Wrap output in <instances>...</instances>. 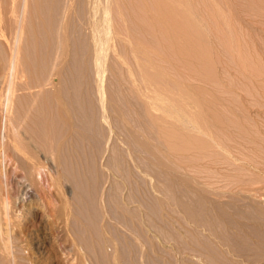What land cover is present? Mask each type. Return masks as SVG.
Returning a JSON list of instances; mask_svg holds the SVG:
<instances>
[{
	"label": "rangeland",
	"instance_id": "1",
	"mask_svg": "<svg viewBox=\"0 0 264 264\" xmlns=\"http://www.w3.org/2000/svg\"><path fill=\"white\" fill-rule=\"evenodd\" d=\"M78 1L79 2L76 1L77 4L76 2H73L71 10L73 16H71L72 13L70 12L68 14L69 19L66 18V9L69 6L66 5L68 4V0H66V2L65 0H39L37 2L39 3L38 14L40 15V12L42 13L41 16L37 15L38 17H34L36 15L34 12V8L37 6L33 4L34 13L32 14H35L33 15L34 18L32 17V15H30L28 19L30 18L29 20H32L35 25L34 26L32 24V26H34L35 28L32 27L31 24L26 25V32L22 41V51L25 52L27 50V55L23 54L27 59L21 54L22 57L25 58L24 60L21 59V61H24L23 63L27 64L25 66V64L22 63L24 71L31 69L29 70L31 71L30 73L26 71V76L28 74V79L30 77L31 80L36 79L35 81L37 83H41V81L46 80L44 78H47V75H49L50 77L48 76V78L52 77L53 80L51 79V81H53L54 83L52 85L49 84L50 86L47 85L44 87L45 92L47 91L46 94L45 92L44 94L42 93V89L40 90L41 95L39 96V93H37V96L34 94L36 96L34 97L33 93H35V91L38 89L37 85L40 84L35 83L36 86L34 85V89V87L32 88L31 86L34 83H32V81L34 80H26V77L25 81L32 83L27 84H29V87L31 86V90L34 89L33 93L32 91L29 93L30 90L28 89V91H24L27 93V95L28 93L29 95L32 93L31 96L28 95L30 97L28 99V96L26 97L25 95L26 93L23 94V91L21 92L20 90L16 93L15 98L18 94L19 96L16 98V100L14 99V101H17L15 102V106L19 102L18 109L20 107L23 112H25L26 110L30 111L29 106L25 104L29 101L31 102L30 104L36 105L37 110L43 111V113L40 111L42 114L39 113L38 116H35L38 111L35 113L33 112L34 110H31L32 112H30L33 113L32 116L29 112L30 117L36 119L33 120L29 117L28 120L31 123L27 121L29 124H33V127H35V124L39 123L42 124H39L41 125L40 127H42L44 126L43 122L45 123L46 121L47 124H49L50 121L55 120V122H50L52 127H49L53 132L51 133V131H48L51 134H48V132L45 134H47L46 136L51 135L50 137L54 138V143L52 142L53 148L55 146V149L58 150L60 146L59 149L61 150H58V153L56 155L58 157L56 158H58V168L62 175V183L64 185L62 186L63 189L65 187V190L68 187L67 190L69 189V191H73L74 208L72 207V212L73 214H75L73 215V218H71V220H75L73 221L74 223H71L72 221L70 220V227L72 224L74 225H72L71 228L74 232L73 236H75V241L79 244L78 247V244L75 243L76 247H78V249L81 247L79 250H82V255L84 254L83 256L80 255V251L76 249V252L79 251V254H77V256L81 258L86 257V261L85 258H83L86 264H264L263 230H261L259 226L253 225L256 220H260L261 222H263L264 220L263 218H259L257 215L251 213L253 209H257L259 213H262L264 211V200H262L264 199V196L261 195L263 191L258 196H256L252 195L250 192L233 186V183L236 180V178L234 177H236L237 173V175H240V178L244 179L243 181H245L247 180V178H251L249 174L252 172H250L246 168V171L244 168L235 170V167L237 166L231 158L234 145V139L232 140L231 138H234V136L236 135V133L234 135L233 132L236 130L235 127H237L236 124L235 126H233L234 122L241 123L240 126L241 128H243H240V131L244 130V127L247 128L246 126H252V124H254V126H250L251 134L254 138L257 139V144H260V147L262 146V144H264V137L262 136L263 134H261L259 130L262 129V126L260 127L262 122L264 123V114L259 115L256 112L257 109H260L264 106V102L262 101V99H264V95L263 91H259L257 90V88L253 87V89H251V94L253 96L256 95V97L254 96L253 99L255 101L254 103H256L255 105L253 103L254 107L252 110L254 111L250 112L246 110L243 104V96L241 100V96L239 97L238 93L235 92V89H233L235 88L234 80L236 79V76L234 75L235 69H233V67L235 68L233 60L234 62L236 61V54H234V51L236 50L233 48V43L229 44V42L231 43V41L234 39V41L232 42H234V47L236 48L237 43L235 42L237 40L235 39L237 38L234 31L239 27V29L242 30L240 34L243 33V37L239 34V31H237L236 33L238 37H240L238 38V40L242 39V42H240V44L242 43L243 45H245L248 42L250 44V41H253L252 45H254L253 47L255 48H253L254 52L252 51L253 54H251V56L254 55V57L252 56V58L245 51L246 45H241V50L243 49L241 53L245 52V54H241L243 55V60L241 59V61L244 62V60L250 56V61H253L254 59V61L257 62L258 65L260 64L259 62H262L261 67L264 68V9L260 10L262 13L259 11V13L263 15L259 14L257 11V9H262L260 7L264 8V0H261L262 2L258 0H252L253 2H257H254L255 4H253L251 0H247V2L250 1V4L248 2L249 5L258 4L259 8L257 9L255 8L256 6L254 7L253 5L252 6L255 9H250V7L246 5L247 3L243 2L246 0H241V4L240 7H238V10L240 8V10L242 12L244 11L245 14L241 11H233L239 14L237 15L234 13L235 15H237L236 19L235 16H231L234 15L232 12V14L230 12H226L228 11L227 9L229 8L228 6H230L231 1L233 2L234 0H229L230 3L228 0H225V5L227 1L229 3H227L226 5V7H228L227 9L226 7L224 8L223 0L221 1L224 8L223 9L222 7H219V10L223 9L222 11H220L222 17L215 15L217 14L216 11L218 9H214L215 7L213 6V4H208L211 3L208 2V0H204L205 2L201 0L199 2L196 1L197 3L203 2V4L200 5V3L199 6H197L198 4L195 2L194 3L196 5L194 3H191L192 0H190L191 2H189V0H182L183 2L181 0V2L177 0L181 5L185 4L186 2L192 4V6L188 5L190 7V10L185 5L188 11H191V13H193L194 15H190V17L193 16L192 18H194H191V20H194L193 22L196 21V23L194 24H196L198 28H195L198 30L200 29V31H203V34L207 36L204 37V35L200 34V31L197 32V30H195L197 33L194 37L196 39L199 38L198 40L202 42L200 43L199 41L200 45L203 44L202 48H199L204 51L200 52H198L200 50L198 47L196 48L199 49L198 51L194 50V46L196 47L199 45H197L198 40H196L195 38L194 39L197 41V43L196 41H192L189 39L190 43L188 44V48L186 46L187 43L183 42H188V40H184L185 32L183 31L185 29V31L188 30L189 25H186V22L190 24L188 19L184 20L181 17L182 20L186 21H183L186 26L184 25L183 28L185 29L182 30L179 29L181 26H183V23H181L182 20L180 22H178L179 19L177 21H174L175 25H177L176 22H178V24L180 25H177L178 29L174 31V29L176 28L175 26H173L174 22L171 23L173 20L170 18L169 21V18L165 17L167 15H170L169 17H172L174 15L169 14L165 5L163 6V4H161L166 9V11L164 10L163 16L161 12H163L164 8L160 9V7L158 6L159 3H156L157 0H152V2H155L153 4H157V9L153 4L152 5L153 8H155L154 11L159 9L162 10L159 11L161 14L160 17L157 15L159 14L158 11H155L156 14L154 12L151 13L152 5L148 3L149 0H145L146 2L144 1L146 6L149 7H146V9L144 7L145 4L142 3V0H140L142 4L139 3V0H118V2L117 0H113L114 2L112 0H103L104 2H102V0H99V4L95 6L98 7V9L104 7L107 10L109 8L107 11L109 13L102 18V21L104 22V29L103 26H101L102 28L98 27L96 29L93 24L96 21V19L94 18L95 20H93L91 27L92 30L90 29V27H88L87 22L89 20L88 18L93 16V13L92 16L87 17V12H89V9L87 10V12L85 11L90 7L91 12H95V7L92 6L93 3L91 2V6L88 3L89 7L84 9L83 7L87 6L88 0H86V2H84L85 0ZM161 1L158 0V2L163 3V0ZM165 1L166 0H164V3ZM211 1L214 2L216 0ZM219 1L217 0L218 3H220ZM235 1H238L240 3V0ZM217 2H215L216 7H218ZM258 2L262 3L263 5L259 4ZM41 3L42 7L40 5ZM167 3H169V1ZM123 4L126 7H123ZM180 4H177V7H179ZM242 4H245V7ZM115 5L120 6L121 8ZM137 5L139 6V8H144H141V11L142 9L144 11L146 10L145 14L142 13L144 11H140ZM140 5L143 6L140 7ZM207 5L209 9L212 8L210 9V11H208V7L206 8ZM222 5L221 3L219 4V6ZM246 6L248 7L249 11L251 10V12L252 10L257 11H253V13L249 12L250 15L253 14V17L252 15L249 17V14H246L248 13V9L246 8ZM199 7H202L203 11ZM203 7H205L206 9H204ZM117 8L121 9V11L118 10L120 11L119 13L117 12ZM179 8L182 9V6ZM179 8L176 9L179 11ZM137 10L141 13L139 14ZM223 11H225L224 14H222ZM64 12L66 13V15L64 14ZM147 12L149 13V15ZM203 12H208L209 14H204ZM220 12L218 11V14ZM254 12L256 13L255 15ZM153 13L155 15H153ZM185 13L186 15L188 14V12L186 11ZM240 13H242L241 16ZM257 13L262 17H258L259 15ZM179 14L180 12L178 13V15ZM180 15L179 17H177L180 18ZM162 16L163 18H161ZM229 16H231V18ZM238 16L240 17V20H238ZM154 17H157L155 18L156 20H154ZM177 17H173V19L176 20ZM9 18V16H5L4 20H8ZM64 18L66 19L65 22L67 26V30L66 32L64 30V32L65 34L68 33L67 36L69 35L67 44H65L67 46L65 48L67 50V54L65 52H63L62 54V51L60 50L64 49L62 48V46L60 48V45L62 43L61 38L63 36V29L61 24L62 21L65 20ZM159 18H161V20ZM158 19L160 21H158ZM231 19L234 22H232L233 24L231 23ZM29 20L28 22H30ZM236 20L240 21V23H235ZM169 23L171 25L173 24V27L170 26ZM235 24L239 26L237 27ZM219 26L222 28L220 29ZM231 26L232 28L230 29ZM171 27L174 32L171 31ZM191 27L193 28V26ZM234 27L235 29H233ZM242 27L247 31L245 32ZM93 28L96 30L94 31ZM98 29H100L101 31L102 29L104 30L103 32H101L102 34L98 32ZM177 31L180 34L182 31L184 32H182L184 35L183 41L180 40L182 34L180 35L177 33V36L180 35L178 37L179 40L177 38L175 39V37H177L175 35ZM8 32L10 31L8 30ZM8 32L6 33V35L8 34ZM222 32L226 33L223 34ZM248 32L251 34H248ZM98 33H100V35H98ZM198 33L200 34V36H203L207 39L203 40L202 37L201 40V37ZM222 34L224 36H229L230 39H228L227 36L224 37ZM247 34L250 36H248ZM223 37L228 39V42H226V39H224ZM219 38L223 40L221 41L220 39L219 42ZM191 41L192 43H195V45L191 44ZM180 42L182 43V46L184 44L185 47H182ZM203 42L206 44L208 43L209 48ZM254 42L257 43L256 45H258V47ZM219 43L223 44L224 48ZM227 43L229 44V46ZM190 44L194 45L192 46L193 48H191L193 50V53L194 51H196V53L200 54L201 52L203 53L209 50L207 53L205 52L207 55L209 54V57L205 54L203 58V55L201 53V57L198 55L199 57L197 56L195 61L194 57L196 56V53L190 54L192 52V50L189 48V46H191ZM24 45L27 47V49H24L26 48ZM230 45H232L233 49L230 48ZM0 46L3 47L4 45ZM180 46L183 49H181ZM204 46L205 48H207V50L204 49ZM227 46L229 49L227 48ZM1 47L0 54L2 55L4 53V55H2V57L0 55V68L4 69V66L1 67V64L4 63V59L3 61L1 59L5 58L7 47ZM172 47L174 48V50ZM176 48H179L181 52L179 49L178 52ZM184 49L186 51L189 50V52L191 50L190 53L187 52L189 53V56L182 55V52L183 54H187L186 51L185 53L184 51H182ZM229 50L234 51H231V53L229 52ZM175 53L176 55H174ZM191 55L192 57L194 55L195 56L192 58L190 57ZM245 55L247 56V58L245 57ZM25 60L27 63L25 62ZM201 60H204V62H201ZM183 62L187 63L185 64L186 66ZM27 66L28 68L26 69L25 67ZM197 67H200L201 70H198ZM142 68H144L143 70H145L146 73L147 70H151L154 74H158L159 78L163 81L162 84H164L165 86H170V88H168L167 86L166 88H164L170 90L166 91L165 89H161L162 86L160 87L161 83H159L160 79H157L156 77L154 78L155 75L153 74V80L151 82H154V87H152L151 85V88L149 89L150 84L152 83L150 82L149 84L147 81V83L149 84L148 87L146 85V80H142ZM2 69L1 74H3ZM209 71H211V73ZM205 73L207 74L206 77ZM29 75H31L33 78H31V76ZM145 75L147 78V74H144L143 78L145 77ZM2 76L0 75V81H2ZM261 76L264 77V74H262ZM37 79L42 80L38 81ZM235 81L237 82V79ZM258 84L257 86L260 89L264 87V82ZM178 85H180L179 87L183 86V92L178 91L180 89L179 87H177ZM51 87L54 91L51 90ZM54 87L56 89H54ZM155 88L159 91L163 90L167 95H173L174 98L171 97V102H169L170 99L168 101V96H162L163 91L160 93V95L158 93V90L156 91ZM171 88L173 89L171 90ZM186 89L188 90L186 91ZM188 91L191 94H188ZM37 92L39 91L37 90ZM156 92L158 94H156ZM178 92L180 94L185 92V96L183 94L181 95L185 98L184 100H182L181 96L178 95ZM47 94L49 95V97L50 94H53L55 96V98H53L54 101L57 98L56 96L61 97L62 99H57L56 103L58 104V100H61L62 103L63 100V103L67 105V108L70 111L69 113L67 110V114H70V118L68 117V119L67 117H65L67 119L66 121L69 120V123L66 122V124L68 123L67 125L64 124L65 121H61L62 119H65L62 115H60L61 112L59 114H57L56 112L60 110L58 106L60 102L57 105L52 100L53 96L51 95V98H49ZM187 94L190 97H192L193 94L195 98L192 97L191 101L189 99L190 97H187ZM157 95H159L160 97H157ZM41 96L43 97V100H41V102L43 101L42 103L40 102V99L42 98H38ZM19 97H21L22 100L19 99ZM23 97L26 100H23ZM155 97H157V99H155ZM46 98L48 99L46 100ZM30 99L32 101L33 99H35V103H33ZM36 99H39V101H36ZM180 99L183 101V103ZM172 100L174 103H177L178 106H176L172 102ZM21 101L24 103H21L22 106H20ZM196 101L198 102L197 104H195ZM239 101L241 103H238ZM256 101H258V103ZM260 101L261 107L259 105ZM36 102L39 105H37ZM53 104H56L59 110L53 112V110L57 108V106L54 107L55 105L53 106ZM188 104L190 105V107H193H188ZM23 105L26 106L25 110L22 109ZM32 105H30L31 109H34L35 105L34 107H32ZM40 105L42 106V109L37 107H40ZM209 106L212 108H210ZM241 106L242 110L240 108ZM67 108L65 107V109ZM238 108L240 109L238 110ZM18 109L14 111V114L16 111L19 112L20 109ZM234 109H237L238 112L233 111ZM263 109L264 107L260 110ZM213 110L216 112H214ZM17 112L14 117L17 116V114L20 115V112ZM194 112L198 115L194 114ZM224 113L225 115H223ZM231 113L233 115L237 113L240 115V117H243H241V119H238L236 117H238L239 115L236 116L235 114L234 116H230ZM190 114H194L195 116L193 115L194 117H191L192 115ZM41 115L44 116V118H42ZM172 115L174 116V121L176 120L177 124L174 121L172 122ZM218 115L221 119H219V117L214 119V116L217 117ZM57 116L61 119L57 118ZM38 117L41 118V121H43L46 117L47 118L45 119V121L41 122L38 120ZM48 117L52 119L49 120ZM156 117H160L161 121L158 122V120L160 119L157 118V120ZM167 117H170V119ZM205 117H208L209 119H206ZM195 118H200V121L198 122V120ZM162 119H164V121ZM177 119L181 120L179 121V124L182 125L178 124ZM192 119L197 120V122H193ZM223 119L225 120L223 121ZM234 119L236 120L233 121ZM47 120H49V122ZM166 120L171 121V124H168ZM206 120H208L209 123ZM217 120H222L223 124H225L226 126L222 125V122H219L220 124L218 125V123H216ZM240 120L245 121V123L247 121L248 124H245L244 126V124H242L244 122ZM249 120L252 123L250 125ZM35 121H37L38 123H35ZM28 123L27 125H29ZM173 123L176 124V126L173 125ZM198 123L199 125L202 124V128H204L203 126L207 125L208 128L207 126L206 128L209 129L210 132L206 131L205 129H203V131L205 130L204 132H207L208 135L212 134L213 137L208 136L207 133L206 135H204V132L202 133L200 130L201 127L199 128L197 126ZM203 123L205 125H203ZM70 124L71 127L69 126ZM27 125H23V128L27 127L28 130V127L30 128L31 125ZM39 125L38 127L36 125V127L38 128L37 130L36 128H34V130L31 126L33 130L31 129L30 131L29 129V131L32 132V134L36 132L35 135H37L38 133L40 134L41 131V133H43L44 128L42 127V130H39ZM181 126L183 127L181 128ZM170 127L172 131L177 129L176 131H174L177 136H175V138H177L175 139L176 141L173 138V132L169 129ZM216 127L222 130L221 133L223 135L221 133H218L220 130L216 129ZM254 129H257L258 132ZM190 130L191 132H189ZM245 130L242 131V133L240 132L241 137L245 136L244 134L246 133L244 132H247ZM254 131L256 134L254 133ZM167 132L171 133L169 134L170 136ZM182 133L183 135L184 133H186L187 135L185 134L183 136ZM188 133L192 135H189ZM253 133L255 135H253ZM202 134L203 137L201 136ZM188 135L190 138L186 137ZM205 136L207 138H205ZM168 137L170 139H168ZM184 137L186 138L184 139ZM218 137L224 138V141L221 138H219V140ZM52 138L49 139L52 140ZM187 138H189L188 142L186 141L188 140ZM191 138H193L194 140ZM204 138L205 143H202V140H204ZM212 138H215V140ZM182 139L185 143H188L186 146H182V144L185 145ZM206 139L208 140L206 141ZM209 139H211L212 141ZM43 141H41V143L45 146L43 148V145H41L40 143L39 145H41V147H37L38 143L36 144V152L38 153L36 156L38 160L41 159V161L39 160L40 162H43L45 160V157L43 155L47 154L45 153L46 145ZM189 142H191V145ZM206 142L209 143V147L205 146L207 145ZM54 144H56L58 147ZM175 144L176 146L174 147ZM192 144L194 145V147ZM211 144H213L214 146ZM201 145L203 147H201ZM177 146L178 149H175L177 148ZM257 146L258 145H256V147ZM172 147L174 148L172 149ZM187 147L188 151L186 150ZM40 148L43 149V153L45 154L42 153V149ZM183 148L186 152L183 151ZM56 152L57 151H55V153ZM45 156H48V154ZM53 160L47 162V167L49 166L50 168H48L51 170H54V163L56 162L55 158ZM50 165L53 166L51 167ZM7 168L9 169L8 171L15 172L14 166H8ZM8 171L7 175L10 174V172ZM16 172L11 173L7 176L10 179L9 180L7 178L10 182V187H12L11 189H13L11 190V192L17 190L19 185L23 183L22 179L21 181L19 180V176H21L20 170H18L17 173ZM1 175L3 176V180L6 181L4 179L3 168ZM253 175L254 174L252 173V178ZM258 176L259 180H261L262 177L255 174V177L258 178ZM32 191L36 192L34 190ZM13 192L12 195H15V192L14 194ZM31 192L30 194H32ZM55 198L57 197L55 196ZM28 204L29 202H27L26 206ZM21 205L22 203L17 202V209H15L19 210ZM34 206L35 209L36 205ZM32 207L33 206L28 205V208L26 207V209L28 210L30 208L31 211H33L34 209H32ZM36 209L33 212L37 211V213L41 214V209ZM23 210H25V208ZM23 214H25L23 215L25 221L26 218L30 219V215L25 211H23ZM26 214L28 215V217ZM262 214H264V212ZM28 219L26 222L23 220V222H25V225L27 223L26 227H24V235L29 234V232L32 233L34 231L33 229L36 227H34L33 225H36L38 222L37 220L32 225L29 224L31 222H28ZM45 220H49V223ZM45 220L43 219V223L47 224L50 227L51 219L46 218ZM30 226H33V228H30ZM84 226H87L88 230ZM56 231L47 230V233L49 232L48 235L50 237L52 234L54 236ZM55 235H57V233ZM52 237L49 238V241L52 239ZM27 238L26 240L32 239L29 236H27ZM13 240L14 238L10 240L9 243L10 257H7L2 249H0V264H24V262L25 264L28 263V261H26L25 251L23 250V244L19 243V241H16L17 243L15 241L13 242ZM218 240L220 242H218ZM32 242H34V240ZM32 242L30 243L32 244ZM18 243L20 246L18 245ZM30 243H26L29 245V247L28 245L26 246L25 243L24 245L28 248L29 255H31L32 259H34V262L38 264H44V262L48 260L47 262H45V264H54L55 261L58 262L56 264H62L61 260H59L61 258H59V256L56 254L57 252L54 251L55 249L52 250V248L49 247L51 246V244H48V242L47 248H45V252L43 254H38L36 249L32 248L33 245H31ZM60 244H57V246ZM227 247H231L230 249L232 250H227L229 249ZM15 249L19 251V253L15 252ZM47 250L48 252H50L46 253ZM51 250L52 253L54 252V255L56 254L55 259L51 258L54 257V255H52L51 253ZM20 253L21 255L23 254L22 257L20 256L21 259L19 257ZM15 255L18 256L19 259H17V257L13 258ZM1 257L5 258L6 261ZM81 258H78V262L82 261L83 264L84 262ZM16 259L18 262L20 261V263L16 262ZM21 260H23V262H21ZM38 260L40 261L38 262ZM116 260L118 263L116 262Z\"/></svg>",
	"mask_w": 264,
	"mask_h": 264
},
{
	"label": "bare ground",
	"instance_id": "2",
	"mask_svg": "<svg viewBox=\"0 0 264 264\" xmlns=\"http://www.w3.org/2000/svg\"><path fill=\"white\" fill-rule=\"evenodd\" d=\"M39 1V0H38ZM37 0H0V45H4V46H6L7 47V52L5 53L6 55H5V58H2L1 60L3 61V59H4V63H2L1 64V67L2 66H4V69H2V68H0V75L2 76V81H0V130H1V143H0V249H2V251L5 253V255H7V257H10L9 255H10V245H9V243H10V240H12L13 238H14V240H13V242L15 241H19V243H21V244H23L22 246H23V250L25 251V257H26V261H28V263L29 264H38V263H36V262H34V259H32L31 258V255H29V252H28V248L26 247L28 244H26V243H30V242H32L33 240H34V242H32V244L31 245H33V247L32 248H34V249H36V251H37V253L38 254H43L44 252H45V248H47V245L48 244H51V246H49V247H51L52 248V250H54L55 252H57L56 254L59 256V258H61V259H59V260H61V262H62V264H82V261H80V262H78L79 261V259L81 258V257H78L77 256V254H79L78 252L80 251L79 249L81 248H79L78 249V247H79V244H78V242H76L75 241V236H73L74 234V232H73V230H72V225H71V227H70V224L71 223H74L73 221L75 220V219H73V220H71V218H73V215L75 214H73V212H72V207H73V191L72 190H70L69 191V189L67 190V188H66V190H65V187H64V189H63V183H62V175H61V173H60V171H59V168H58V165H59V163H58V158H56V157H58V156H56L57 155V153H58V150H61V149H59L60 148V146H59V148H58V150L57 149H55L56 147L54 146V148H53V140H54V138H52V137H50L51 135H48V136H46L47 134H45V133H47L48 131H51V133L53 132L52 131V129H50L49 127L51 126L52 127V125H51V123L50 122H55V120H52V121H50L49 122V120H51L52 118H49V120H47L48 122H49V124H47V122L45 121V119L47 118H45L43 121H45V123L43 122V121H41V118H39L38 117V120L39 121H41V122H43V125L44 126H42L43 128H44V130H43V133L45 134H43V133H41L40 131H38V132H40V134L38 135H35V133L34 134H32V132H30L31 131V129L33 128H36V130L38 129L37 127H38V125L39 124H41V123H39V124H35L34 126L35 127H33L32 125L33 124H29V123H31V122H29V117H30V115H29V112L31 111V110H34L33 112H37V114H35V116H38V114L39 113H43V111H39V110H37L36 109V105H35V108L33 109H31V106L30 105H32V104H30L31 102L29 101V100H27V101H29V102H26L25 104L27 105V106H29V108H30V111L28 110H26L25 112H23L22 110H21V108L19 107V109H18V104H19V102H18V104L15 106V102H17V101H14V99L16 100V98L19 96V94L17 95V97L15 98V96H16V93L17 92H19L20 90H21V92L23 93V94H25L26 92H24V91H28V90H30L29 91V93L32 91V93H33V90L35 89V86H36V84H40V85H37L38 86V91L39 92H37V90L35 91V93H33V96L34 97H36L37 95V93H39V96L41 95V91L40 90H42L43 89V91H42V93L44 94V92H45V86H47V85H52L54 82L53 81H51V79H52V77L51 78H48V76L49 75H47V78H44V79H46V80H42V81H44V82H42L40 79H37L38 81L40 80L41 81V83H37L35 80L36 79H32V80H34V81H32L31 79H30V77H29V79L32 81V83L31 82H26L25 81V79H26V77H27V79L26 80H29L28 79V74H27V76H26V71H28L29 73L31 72V71H29V70H31V69H29V70H26V71H24V68H23V64H25V63H23L24 61H21V59L22 60H24L25 58H26V56H24L25 54L27 55V50L24 52V51H22L23 49H22V41H23V37H24V35H25V32H26V28H27V24H31V26H32V24L34 25V23L32 22V20L30 21L29 19H28V17H30V15H32V17H33V15H35L34 17H36L37 15H39L38 13H39V3H37L38 2ZM40 1H42V0H40ZM77 2H79L78 0H76ZM75 0H68V4H66V5H69L68 7L67 6H65V7H67V9H66V13H67V15H66V13L64 12V14L67 16L66 18H68L69 16H68V14L71 12V10H72V5H73V2H76ZM83 1V0H82ZM101 1V0H100ZM113 1V0H112ZM116 1V0H115ZM137 1V0H136ZM145 0H142V3H144L145 4V2H144ZM148 1V0H147ZM151 1V2H150ZM159 1H161V0H159ZM169 1V3H167V2ZM165 1V3H164V0H163V3H160V2H158V0H157V2L156 3H159L158 4V6L160 7V9H163V12H161V14L163 15L164 14V10L166 11V9H167V11L169 12V14H171V15H174V16H172V17H169L168 15L167 16H165V17H168L169 18V21H170V18L173 20L171 23H173L174 21H177L178 19V22H180L182 19H184V20H186V19H188V21H189V23L190 24H188V22H186V21H184V20H182L181 21V23H183V21L184 22H186V25L188 26V30L187 31H185L186 29L185 28H183L184 27V23H183V26H181L179 29H185V30H183L182 32L185 34V39H184V35H183V33L181 32V34L180 33H178V31L175 33V35L178 33V34H180L182 37V39L180 38V40H182L183 41V39L184 40H188V42H185V41H183L184 43H187L186 44V46H187V48H188V44L190 43L189 42V39L190 40H194V41H196V40H198L199 38H195L194 36L196 35V33L197 32H199L200 31V29L198 30V29H196V28H198L197 26H196V24H194V23H196V21L195 22H193L194 20H191V18L194 16L193 15V13H191V11H188V9L190 10V7L188 6V5H191L192 6V4H189V3H185V4H183L184 6L186 5L187 7H188V9H187V7L185 6V8H184V6L183 5H181L180 3H179V1H177V0H166ZM182 1V0H181ZM180 1V2H181ZM183 1H185V0H183ZM182 1V2H183ZM199 2L200 0H192V2L189 0V2H191V3H197V2ZM201 1H204V0H201ZM206 1V0H205ZM204 1V2H205ZM219 1V0H218ZM222 0H220L219 2L221 3V5H222V2H221ZM229 1V0H228ZM228 1L226 2V5H227V3H228ZM231 1V0H230ZM230 1H229V3H230ZM252 1V0H251ZM258 1H261V0H258ZM65 2H66V0H65ZM77 2H76V4H77ZM84 2H86V0L84 1ZM93 3V5L92 6H94L95 8V12H91V10H90V7H89V4L90 3ZM102 2H104L103 0H102ZM114 2V1H113ZM117 2H118V0H117ZM119 2H121V1H119ZM123 2V1H122ZM125 2V1H124ZM162 2V1H161ZM178 2V3H177ZM208 2H211V3H208V4H210V5H212L213 4V6L215 7L214 9H218L216 12H217V14H215L216 16H220V17H222V15H221V12L220 11H222L225 7H226V5H225V0H223V3H224V8H223V5L222 6H219V4L220 3H218L217 2V0L216 1H214V2H212L211 0H208ZM215 2H217V4H218V7H216V3ZM243 2H246L247 4V6L248 7H250V9L252 8V9H257V8H259L258 6V4L257 5H253V4H255L254 2H256V1H252L253 2V4H251V5H249L250 4V1H248L249 2V4H248V2H247V0L246 1H243ZM262 2V1H261ZM89 3V4H88ZM139 3H141L140 2V0H139ZM141 3V4H142ZM148 3L149 4H153V3H155L154 1L152 2V0H149L148 1ZM180 4L179 5V7H181L182 6V9L181 8H179V7H177V4ZM194 3V4H195ZM201 3V2H200ZM200 3H197L198 5L197 6H199V4ZM214 3H215V5H214ZM228 3V4H229ZM232 3V4H231ZM231 3H230V6H228V7H226V9L228 10V11H226V12H232L233 14L235 13V14H237L236 12H233V11H236L237 10V12L238 11H241L240 10V8H239V10H238V7H240V4H241V0H240V3L238 2V1H231ZM257 3V2H256ZM259 4H262V3H260V2H258ZM33 4H35L37 7H35L34 8V12H35V14H32V13H34L33 12ZM86 4V3H85ZM85 4H84V6H85ZM99 4V0H88L87 1V6L86 7H83L84 9H86L87 7H89V8H87L86 9V11L85 12H87V10L89 11V12H87L86 14H87V17L89 16H92V13H93V16L92 17H90V18H88L89 20H88V22H87V25H88V27H90V29L92 30V23H93V20H95L96 19V21L93 23L94 24V26L96 27V29L99 27H101V26H103V29H104V22L102 21V18L106 15V14H108L109 12H107L108 11V9L106 10V8H104V7H102L101 9H98V7H96L95 5H98ZM101 4V3H100ZM137 4V3H136ZM143 4V5H144ZM161 4H163V6L165 5V7H166V9H165V7H163ZM176 4V5H175ZM203 4V2L200 4V5H202ZM206 4V3H205ZM204 4V5H205ZM263 4H264V2H263ZM262 4V5H263ZM34 5V6H35ZM41 5V7H42V3L40 4ZM102 5V4H101ZM124 5V4H123ZM143 5H140V7L141 6H143ZM154 6H155V8L157 7L156 5L157 4H153ZM153 5H152V10H151V13L152 12H154L155 13V11L157 12L158 11V13L159 14H157L159 17L161 16V14H160V12L159 11H162V10H160L159 9V7H158V9L159 10H155L154 11V9L155 8H153ZM196 5V4H195ZM209 5V6H210ZM243 5V4H242ZM245 5V4H244ZM243 5V6H244ZM255 7V8H253V6ZM90 6H91V4H90ZM115 6H117V5H115ZM122 6V5H121ZM138 6V5H137ZM194 6V5H193ZM243 6H241V7H243ZM246 6V8L248 9V7ZM252 6V7H251ZM261 6V5H260ZM40 7V8H41ZM117 7H120V6H117ZM123 7H126L125 5L123 6ZM123 7H122V9H123ZM145 9H146V4H145ZM208 7V5L206 6V8ZM219 7L221 8H223V9H221V10H219ZM232 7V8H231ZM245 7V6H244ZM91 8H93V7H91ZM121 8V7H120ZM138 8H139V6H138ZM141 8H143V7H141ZM141 8H139L140 9V11H141ZM147 8H149V7H147ZM176 8H179V11L176 9ZM198 8V7H197ZM199 8H201L202 9V7H199ZM204 9H206L205 7H203ZM231 8V9H230ZM260 8H262V9H257V11H258V13H259V11L260 10H263L264 8L263 7H260ZM64 9V8H63ZM78 9V8H77ZM96 9H98V10H96ZM116 9V8H115ZM144 9V8H143ZM142 9V11H144ZM157 9V8H156ZM184 9V10H183ZM186 9V10H185ZM207 9H209V7L207 8ZM210 9H212V8H210ZM210 9L208 10V11H210ZM213 9V10H214ZM230 9V10H229ZM235 9V10H234ZM41 10V9H40ZM76 10V9H75ZM118 10H120L121 11V9H119V8H117V12L119 13L120 11H118ZM199 10V9H198ZM38 11V12H37ZM63 11H65V10H63ZM100 11V12H99ZM141 11V12H142ZM146 11V10H145ZM145 11L144 12H142V13H144L145 14ZM185 11L186 12H188V14L186 15V13H185ZM202 11H203V9H202ZM207 11V10H206ZM212 11V10H211ZM218 11L220 12L219 14H218ZM225 11H223V13L222 14H224V12ZM248 11V13H246V14H249V17L252 15V17H253V14H251L250 15V13H253V11H256V10H252V12H251V10L249 11V9L247 10ZM246 11V12H247ZM256 11V12H257ZM116 12V11H115ZM137 12L140 14L141 12H139L138 10H137ZM180 12V14L181 13H183V14H179L180 15V18H178L179 17V15H178V13ZM190 12V13H189ZM242 12V11H241ZM250 12V13H249ZM261 12V11H260ZM41 13L42 12H40V15L39 16H41ZM72 13V12H71ZM97 13H99V14H97ZM148 13V12H147ZM146 13V14H147ZM153 13V15H155ZM176 13H177V16H176ZM204 13V12H203ZM205 13H208V12H205ZM204 13V14H205ZM231 13V14H232ZM242 13H244V11L242 12ZM242 13H240V16L242 15ZM257 13V14H258ZM262 13V12H261ZM261 13H259V14H261ZM89 14H91V15H89ZM166 14H167V12H166ZM165 14V15H166ZM209 14V13H208ZM230 14V15H231ZM231 15V16H235V19H236V16L237 15H239V14H237V15ZM245 14V13H244ZM256 13L254 12V15H255ZM258 14V15H259ZM29 15V16H28ZM65 15H64V17H65ZM71 15V14H70ZM148 15H149V13H148ZM152 15V14H151ZM190 15H193L192 17H190ZM228 15V14H227ZM261 15H263V14H261ZM261 15H259L258 17H262ZM5 16H9L10 18L8 19V20H4L5 19ZM71 16H73V13H72V15ZM164 16V15H163ZM163 16L161 17V18H163ZM183 16H184V18H183ZM212 16V15H211ZM226 16V15H225ZM231 16H229L230 18H231ZM33 17V18H34ZM38 17V16H37ZM173 17L175 18V17H177V19L176 20H174L173 19ZM181 17H182V19H181ZM190 17V18H189ZM215 17V16H214ZM239 17V16H238ZM251 17V18H252ZM256 17V16H255ZM254 17V18H255ZM95 18V19H94ZM155 18H157V17H154V20H156ZM161 18H159L160 20H161ZM257 18V17H256ZM30 21V22H28V20ZM65 19V18H64ZM69 19V18H68ZM67 19V20H68ZM158 19V21H160ZM192 19H194V18H192ZM218 19V18H217ZM216 19V20H217ZM224 19V18H223ZM233 19V18H232ZM231 19V20H232ZM190 20H191V22H190ZM238 20H240V17L238 18ZM238 20H236V22L235 23H237V24H239L240 23V21H238ZM66 19L64 20V21H62V24H61V26H62V29H63V36H62V43H61V45H60V48H61V46H62V48H66L67 46L65 45V44H67V39H68V36H67V34H65V32H66V30H67V26H66ZM235 21V20H234ZM238 21V22H237ZM264 21V20H263ZM262 21V22H263ZM28 22V23H27ZM32 22V23H31ZM36 22V21H35ZM178 22H176V24L177 25H179L178 24ZM233 22V20L231 21V23ZM241 22H243V21H241ZM38 23V22H37ZM86 23V22H85ZM220 23V22H219ZM218 23V24H219ZM222 23V22H221ZM225 23V22H224ZM234 23V22H233ZM232 23V24H233ZM257 23H259V22H257ZM261 23V22H260ZM98 24V25H97ZM170 24V23H169ZM237 24H235L237 27L239 26V25H237ZM242 24H244V23H242ZM248 24V23H247ZM37 25V24H36ZM97 25V26H96ZM173 25V24H172ZM171 24H170V26H172ZM177 25H175V22H174V25L173 26H175V28L176 29H174V31L175 30H177L178 28H177ZM185 25V26H186ZM220 25V24H219ZM228 25V24H227ZM234 25V26H235ZM261 25H263V24H261ZM35 26V25H34ZM34 26H32V27H34ZM93 26V27H94ZM172 26V27H173ZM180 26V25H179ZM191 26H193V28L191 27ZM233 26V25H232ZM232 26L230 27V29L232 28ZM235 26V27H236ZM244 26V25H243ZM247 26V25H246ZM29 27V26H28ZM172 27H171V31H173L172 30ZM192 28V30H191V28ZM196 27V28H195ZM220 27V26H219ZM235 27L233 28V29H235ZM236 27V28H237ZM240 27H241V25H240ZM35 28V27H34ZM102 28V27H101ZM217 28V27H216ZM222 27H220V29H221ZM10 31V32H8V30ZM96 29H94L93 28V30L95 31ZM102 29V31L100 30V29H98L99 31L98 32H103L104 30ZM232 29V30H233ZM242 29H243V27H242ZM64 30H65V32H64ZM181 30H179V31H181ZM195 30H197V32L195 31ZM218 30V29H217ZM223 30V29H222ZM221 30V31H222ZM229 30V29H228ZM244 30V29H243ZM8 32V34L6 35V33ZM173 31V32H174ZM221 31H219V32H221ZM236 31V32H235ZM235 31H234V33H235V36H236V38L237 39H235V40H237L235 43H237L236 44V48L234 47V42H232V41H234V39L231 41V43L229 42V44H232L233 43V48L236 50V51H234V50H229V52H233L234 51V54H236V61L234 62V60H233V58H232V60H233V63H234V65H235V68L233 67V69H235V71H234V75L236 76V79H237V82L234 80V82H235V88H233V89H235V92H237L238 93V95H239V97L241 96V100H242V96H243V104H244V106H245V108H246V110H248V111H250V112H252V111H254V110H252L253 109V107H254V105L256 104V103H254L255 101L253 100L254 99V96L256 97V95H252L251 94V89H253V87L254 88H257V90H259V91H263V95H264V87H262L261 89L257 86V84L258 83H260L261 84V82L263 83L264 82V77H262L261 75L262 74H264V68L263 67H261V63L262 62H259L260 64V66L258 65V63L257 62H255L254 61V59H253V61H250L251 59H249V57L251 56V54H253V50L255 49L253 46L254 45H252L253 43V41H250V44H249V42L248 43H246L245 45H246V48H245V51H246V53L248 54V55H250L248 58H247V56L245 55V57L247 58V59H245L244 60V62L243 61H241V59L243 58V55H241V54H245V52H243V53H241L242 51H243V49L241 50V45H243L242 43L240 44V42H242L240 39L238 40V38H240V37H238V35L236 34L237 33V31H239V34H240V32L242 31V30H240L239 29V27H238V29H235ZM245 32L247 31V30H244ZM93 32V31H92ZM228 32V31H227ZM233 32V31H232ZM10 33V34H9ZM100 33H98V35H100ZM195 33V34H194ZM204 32L202 31H200V34H202V35H204V37H207L205 34H203ZM223 33V32H222ZM226 32H224L223 34H225ZM102 34V33H101ZM199 34V33H198ZM197 34V35H198ZM200 34H199V36H200ZM222 34V35H223ZM228 34V33H227ZM242 34L243 33H241L240 35L242 36ZM246 34V33H245ZM248 34H251V33H249L248 32ZM247 34V35H248ZM67 36V38H66V36ZM175 35H174V37H175ZM179 35V36H180ZM230 35V34H229ZM177 36V35H176ZM179 36H177V37H175V39L177 38L178 39V37ZM188 38H187V37ZM198 36V37H199ZM219 36V35H218ZM224 36V35H223ZM227 35H225L224 37H226ZM248 36H250V35H248ZM253 36V35H252ZM99 37V36H98ZM201 38V40H202V37L203 36H200ZM203 37V40L204 39H207V38H204ZM221 37V36H220ZM223 37V38H224ZM233 37H234V35H233ZM243 37V36H242ZM241 37V38H242ZM100 38V37H99ZM196 40H195V39ZM227 38L228 39H230V37L229 36H227ZM248 38V37H247ZM218 39V38H217ZM220 39L221 38H219V42H220ZM224 39H226V38H224ZM228 39H226V42H228ZM231 39H232V35H231ZM250 39V38H249ZM179 40V39H178ZM223 39H221V41H222ZM243 40H244V38H243ZM248 40V39H247ZM247 40H246V42H247ZM251 40H253V39H251ZM192 41H191V44H194L195 45V43H192ZM199 41L200 40H198V43H197V41H196V43H197V45L198 46H194V45H191V46H189V48L191 49V48H193L192 46H194V50H196V51H198L200 48L199 47H201L202 48V46H203V44L202 45H200V43H202L201 41H200V43H199ZM206 41V40H205ZM256 41V40H255ZM28 42V41H27ZM26 42V43H27ZM181 43V42H180ZM204 43V42H203ZM245 43V42H244ZM255 43V42H254ZM29 44V43H28ZM27 44V45H28ZM59 44V43H58ZM205 45H207V47H208V43L206 44V43H204ZM220 45H222L223 46V44H221V43H219ZM228 44V43H227ZM229 44H228V46H229ZM257 43H255V45H256ZM68 45H69V42H68ZM225 45V44H224ZM245 45H243V46H245ZM4 46L3 47H1V48H4ZM25 46V45H24ZM181 46H182V43H181ZM180 46V48L181 49H183L182 47H185L184 46V44H183V46L181 47ZM228 46H227V48H228ZM231 47L230 48H232V45H230ZM257 47H258V45H256ZM26 47V46H25ZM199 48V49H196V48ZM252 47V48H251ZM173 48V47H172ZM209 48V47H208ZM223 48H224V46H223ZM232 48V49H233ZM244 48V47H243ZM254 48V49H253ZM24 49H27V47L26 48H24ZM64 49L62 50V49H60L61 51H62V54H63V52H65L66 53V49H65V51H64ZM68 49V48H67ZM177 49V51L179 52V48H176ZM175 49V50H176ZM179 49V50H178ZM204 49L205 50H207V48H205V46H204ZM229 49V48H228ZM258 49V48H257ZM4 50V49H3ZM173 50H174V48H173ZM172 50V51H173ZM192 50V49H191ZM191 50H190V52H191ZM225 50V49H224ZM260 50V49H259ZM1 51H2V49H1ZM182 51H184V53H185V49L184 50H182ZM196 51H194V53H196ZM200 51H204V50H199L198 52H200ZM209 51V50H208ZM208 51H205L206 53L208 52ZM253 51V52H252ZM22 52H24V53H22ZM180 52H181V50H180ZM187 52H189V50L188 51H186V53ZM189 52V53H190ZM205 52H201L202 53V55H203V58H204V56H205ZM231 52V53H232ZM257 52V51H256ZM262 52H263V50H262ZM2 53V52H1ZM64 53V54H65ZM177 53V52H176ZM176 53L174 54V55H176ZM189 53H187V54H183V52H182V55L184 56H186V55H188ZM193 53V50H192V52L190 53V54H194ZM201 53L200 54H198V53H196V56L194 57V59H195V61H196V57L199 55L200 57H201ZM23 55V57H25V58H23L22 57V55ZM67 54V53H66ZM259 54H260V52H259ZM1 55V54H0ZM2 55H4V53L2 54ZM2 55H1V57H2ZM179 55H181V54H179ZM233 55V54H232ZM255 55H256V53H255ZM189 56V55H188ZM198 56V57H199ZM206 56H208L209 57V54L207 55L206 54ZM253 57H254V55H252ZM251 56V57H252ZM258 56H260V55H258ZM64 57H65V55H64ZM190 57H192V55L190 56ZM189 57V58H190ZM192 57V58H193ZM232 57V56H231ZM234 57V56H233ZM252 57V58H253ZM185 58V57H184ZM187 58V57H186ZM191 58V59H192ZM202 58V59H203ZM27 59V58H26ZM208 59V58H207ZM209 60V59H208ZM243 60V59H242ZM1 61V62H2ZM207 61V60H206ZM25 62H26V60H25ZM201 62H204V60H201ZM200 62V63H201ZM23 63V64H22ZM27 63V62H26ZM181 63V62H180ZM184 63V65L185 64H187V63H185V62H183ZM183 63H182V65H183ZM192 63V62H191ZM200 63H198V64H200ZM206 63V62H205ZM208 63V62H207ZM21 65H22V67H21ZM27 64H25V66H26ZM263 65H264V63H263ZM262 65V66H263ZM186 66V65H185ZM198 66H200V65H198ZM195 67V66H194ZM203 67V66H202ZM207 67V66H206ZM210 67V66H209ZM257 67V68H256ZM23 68V69H22ZM26 69L28 68V66L27 67H25ZM191 68V67H190ZM198 68V67H197ZM208 68V67H207ZM1 69L3 70V74H1ZM144 68H142L141 70H142V72H145V70H143ZM194 69V68H193ZM200 69V67L198 68V70ZM203 69V68H202ZM189 70H192V69H189ZM196 70V69H195ZM201 70V69H200ZM208 70V69H207ZM209 70H211V69H209ZM194 71V70H193ZM204 71V70H203ZM141 72V74L144 76V74H147V78H146V75H145V77L143 78V76H141L142 77V80L144 79V80H146V85L148 86L149 84H150V82L153 80L152 78V74L153 75H155L154 76V78L156 77L157 79H160L159 78V75L157 74H154L151 70L150 71H148L147 70V73L145 72V73H142ZM149 72V73H148ZM201 72V71H200ZM210 73H211V71H209ZM199 73V72H198ZM202 73V72H201ZM195 74V73H194ZM200 74V73H199ZM204 74V73H203ZM206 73H205V77H206ZM29 76H31V75H29ZM151 76V77H150ZM158 76V77H157ZM202 76V75H201ZM209 76V75H208ZM212 76H213V74H212ZM46 77V76H45ZM50 77V76H49ZM204 77V76H203ZM211 77V76H210ZM209 77V78H210ZM31 78H33L32 76H31ZM146 78V79H145ZM209 78H207V79H209ZM215 78V77H214ZM213 78V79H214ZM235 78V77H234ZM148 79V80H147ZM212 79V80H213ZM1 80V79H0ZM53 80V79H52ZM156 80V79H155ZM154 80V81H155ZM147 81H148V83H147ZM160 82L159 83H161L160 84V87H161V89H165L166 88V86L164 85V84H162V80L160 79L159 80ZM209 81H211V80H209ZM232 82H233V80H232ZM27 83H29V84H32L31 86H32V88L34 87V89L33 90H31L30 88H31V86L29 87V84H27ZM36 83V84H35ZM152 84H150V87H149V89L151 88V85H152V87H154L153 86V83L154 82H151ZM234 84V83H233ZM233 84H232V86H233ZM28 85V86H27ZM35 85V86H34ZM49 85V86H50ZM155 85V84H154ZM243 85H244V87H243ZM259 85V84H258ZM264 85V84H263ZM262 85V86H263ZM48 86V87H49ZM180 85H178L177 87H179ZM47 87V88H48ZM147 87V88H148ZM165 87V88H164ZM168 88H170V86H167ZM183 87V86H182ZM182 87H179L180 89L178 90L179 92L180 91H182L183 90V88ZM261 87V86H260ZM23 89H26V90H23ZM28 89V90H27ZM53 88L51 87V90H52ZM54 89H56L55 87H54ZM160 89V90H161ZM173 88H171V90H172ZM175 89H178V88H175ZM50 90V91H51ZM155 90H156V88H155ZM158 90V89H157ZM156 90V91H157ZM162 90V91H163ZM166 91L167 90H170V89H165ZM188 89H186V91H187ZM255 90V89H254ZM52 91H54V90H52ZM51 91V92H52ZM162 91H159L158 90V93L160 94ZM190 91V90H189ZM187 92L188 94L191 92ZM256 91V90H255ZM254 91V92H255ZM20 92V93H21ZM47 92V91H46ZM46 92H45V94H46ZM57 92V91H56ZM169 92H171V91H169ZM178 92V93H179ZM183 92V91H182ZM257 92V91H256ZM21 93V94H22ZM29 93H28V95H29ZM31 93V94H32ZM59 93H60V91H59ZM157 92H156V94H158ZM167 93V92H166ZM173 93V92H172ZM177 93V94H178ZM185 93V92H184ZM184 93H182L183 95H184ZM192 93V92H191ZM190 93V94H191ZM31 94L29 95V96H31ZM36 96H35V95ZM174 94V93H173ZM182 94H178V95H182ZM187 94V97L189 96ZM244 94V95H243ZM26 95V97L28 96L27 95V93L25 94ZM48 95V94H47ZM51 95L53 96L52 97V100H53V98H55V96L53 95V94H50V97H49V95H48V97L49 98H51ZM161 95V94H160ZM165 95V97H167V99H168V101H169V99L172 97V98H174V96L173 95H171L170 96V94L169 95H167V94H165L164 93V91H163V94H162V96H164ZM23 96V95H22ZM28 96V99L30 98ZM159 95H157V97H158ZM185 96V95H184ZM235 96V95H234ZM25 97V98H26ZM34 97H32V98H34ZM57 98H56V100L57 99H62L61 97H58V96H56ZM157 97H155V99H157ZM160 97V96H159ZM190 97V96H189ZM192 97H194L193 96V94H192ZM192 97H190L189 99L191 100L192 99ZM31 98V99H32ZM39 99L40 98H42V99H40V102H41V100H43V97L41 96V97H38ZM180 98V97H179ZM181 98H182V100H184L185 98L183 97V96H181ZM195 98V97H194ZM193 98V99H194ZM197 98V97H196ZM234 98H236V97H234ZM233 98V99H234ZM238 98V97H237ZM19 99H21V97H19ZM18 99V100H19ZM30 99V100H31ZM39 99H36V101H39ZM48 98H46V100H47ZM260 99H262V98H260ZM22 100V99H21ZM23 100H26V99H24V97H23ZM34 100L35 99H33V103H35L34 102ZM54 101L55 103L57 102V101ZM181 100V99H180ZM181 100V102L183 103V101ZM237 100H239V99H237ZM256 100V99H255ZM192 101V100H191ZM199 101V100H198ZM234 101V100H233ZM235 101H236V99H235ZM258 101H259V99H258ZM258 101H256L257 103H258ZM262 101L264 102V99H262ZM43 102V101H42ZM41 102V103H42ZM59 102H60V104H59ZM169 102H171V99H170V101ZM172 102H173V100H172ZM193 102H194V100H193ZM192 102V103H193ZM203 102H204V100H203ZM262 102V103H263ZM24 104L22 101L20 102V104ZM28 103V104H27ZM174 103V102H173ZM198 102L196 101V103L195 104H197ZM207 103V102H206ZM235 103V102H234ZM236 103H237V101H236ZM238 103H241L240 101L238 102ZM253 103H254V105H253ZM22 104L20 105V106H22ZM36 104H37V102H36ZM57 104V103H56ZM56 104H53V106L54 107H56L58 104V106H59V108H60V110H59V108H58V106H57V108L55 109V110H53V112L54 111H56V110H59V111H56L57 112V114H59L60 112V115H62L64 118L65 117H69L70 118V114H67L68 112L70 113V111H69V109L67 108V105L65 104V103H63V100H62V103H61V100H58V104L56 105ZM176 106H178L177 105V103H174ZM179 104V103H178ZM195 104H192V105H195ZM243 104H241V105H243ZM264 104V103H263ZM34 105H32V107H34ZM37 105H39V104H37ZM64 105H66V106H64ZM238 105V104H237ZM259 105H260V107H261V101H260V103H259ZM17 107V108H16ZM24 107V108H23ZM23 107H22V109H26V106L25 105H23ZM38 108H41L42 106L40 105V107L39 106H37ZM54 107H52V108H54ZM65 107L67 108V109H65ZM180 107V106H179ZM188 107H190V105L188 104ZM193 107V106H192ZM192 107H190V108H192ZM198 107V106H197ZM201 107V106H200ZM210 107V106H209ZM239 107V106H238ZM255 107H257V106H255ZM264 107V106H263ZM263 107H261L260 109H262ZM18 109L19 110V112H20V115H18L17 114V116H15L14 117V115L16 114V112H15V114H14V111L16 110V109ZM199 108V107H198ZM202 108V107H201ZM207 108V107H206ZM210 108H212V107H210ZM236 108H237V106H236ZM241 108V110H242V106L240 107ZM240 108H238V110L240 109ZM28 109V108H27ZM42 109V108H41ZM44 109V108H43ZM200 109V108H199ZM260 109H257L256 110V112L259 114V115H261V114H264V109L263 110H260ZM67 110H68V112H67ZM189 110V109H188ZM193 110V109H192ZM194 110H195V108H194ZM201 110V109H200ZM210 110V109H209ZM216 110V109H215ZM245 110V111H246ZM51 111V110H50ZM191 111V110H190ZM189 111V112H190ZM202 111V110H201ZM214 111V110H213ZM218 111V110H217ZM230 111H232V110H230ZM233 111H237V109L235 110H233ZM19 112H17V113H19ZM32 112V111H31ZM30 112V113H31ZM45 112H47V111H45ZM44 112V113H45ZM52 112V113H53ZM192 112V111H191ZM190 112V113H191ZM211 112V111H210ZM214 112H216V111H214ZM238 112V111H237ZM41 113V114H42ZM51 113V112H50ZM233 113V112H232ZM230 114V116L231 115H233V114ZM240 113V112H239ZM32 114L33 113H31V116H32ZM56 114V113H55ZM194 114H197V113H195L194 112ZM193 114V115H194ZM203 114V113H202ZM219 114V113H218ZM236 114V116L237 115H239V114H237V113H235ZM234 114V115H235ZM44 115V114H43ZM160 115V114H159ZM190 115H192V114H190ZM191 116V117H194V116ZM198 115V114H197ZM197 115H196V117H197ZM212 115V114H211ZM215 115V114H214ZM223 115H225V113L223 114ZM222 115V116H223ZM233 115V116H234ZM42 116V115H41ZM45 116H47V115H45ZM176 116V115H175ZM233 116H232V118H233ZM247 116V115H246ZM17 117V118H16ZM50 117H51V115H50ZM53 117V116H52ZM199 117V116H198ZM215 118L214 119H216V118H218L219 117V115L216 117V116H214ZM227 117V116H226ZM225 117V118H226ZM241 117H243V116H241ZM241 117H240V115L238 116V117H236V118H240L241 119ZM42 118H44V116H42ZM57 118H60V117H58L57 116ZM68 118V119H69ZM160 119V117H156V119ZM167 118H169L170 119V117H167ZM166 118V119H167ZM172 118H173V120H172ZM176 118V117H175ZM177 118H179V117H177ZM206 118V117H205ZM208 118V117H207ZM206 118V119H207ZM231 118V117H230ZM229 118V119H230ZM30 119H33V118H31L30 117ZM54 119V118H53ZM61 119V118H60ZM60 119H58V120H60ZM157 119V120H158ZM181 119V118H180ZM195 119H197V118H195ZM193 120V122L195 121V122H197V120H198V122L200 121L199 119L200 118H198L197 120ZM209 119V118H208ZM219 119H221L220 117H219ZM247 119V118H246ZM33 120H36V119H33ZM67 119L65 118L64 120L62 119L61 121L63 122V121H65L64 122V124H66V122H68L69 123V120L68 121H66ZM163 121H164V119H162ZM171 120H172V122L174 121V116L172 115V117H171ZM225 119H223V121H224ZM232 120V119H231ZM236 119H234L233 121H235ZM245 120V119H244ZM29 123H28V122ZM57 121V120H56ZM72 121V120H71ZM159 121H161V119L160 120H158V122ZM167 121V120H166ZM177 121H178V124H179V121H181V120H178L177 119ZM206 121H208V120H206ZM214 121V120H213ZM227 121V120H226ZM232 121V122H233ZM240 121H243V120H240ZM23 122H24V124H23ZM25 122H26V124H25ZM168 122V124H171V121H167ZM176 124H177V122H176V120L174 121ZM222 122V120H220V121H218L217 120V122L216 123H218V125L220 124V123ZM244 123H242V124H244V126H245V124H248L247 123V121H246V123H245V121H243ZM249 122H250V120H249ZM27 123L29 124V125H27ZM35 123H38L37 121H35ZM67 123V124H68ZM161 123V122H160ZM208 123H209V121H208ZM212 123V122H211ZM256 123V122H255ZM260 123H261V121H260ZM259 123V124H260ZM54 124V123H53ZM66 124V125H67ZM176 124H174L173 123V125H175L176 126ZM201 124V123H200ZM207 124V123H206ZM232 124V123H231ZM235 124H236V126L237 127H235L236 128V130L233 132L234 133V135H235V133H236V135L234 136V138H231L232 140L234 139V145H233V151H232V159H233V161L235 162V164H236V166L238 167V169H237V167H235V170H240L241 168H246L247 170H249L250 172H252L254 175H253V178H252V173H250L249 175L251 176V178H247V180H245V181H243L244 179H241L240 178V175H237L236 174V177H234V178H236V180H235V182L233 183V186H235L236 188H239V189H242V190H245V191H247V192H250L252 195H256V196H258L262 191V196H264V144H262V146L260 147V144H257L258 142H257V139L256 138H254L253 136H252V134H251V130H250V124H252L251 122L249 123V125L250 126H246L247 128H245L244 127V130L245 129H247V130H245V131H247V132H244V133H246V134H244L243 136L244 137H241L240 136V132L242 133V131H244V130H241L240 131V128H241V123H236V122H234V124H233V126H235ZM257 124H258V122H257ZM23 125H27V126H32V128H31V126H30V128L28 127V130H27V127L26 128H23ZM36 125H37V127H36ZM42 125V124H41ZM41 125H39V130H42V127H40ZM164 125H165V122H164ZM172 125V126H173ZM179 125H182V124H179ZM202 125V124H201ZM201 125H199V123L197 124V126L200 128L201 127ZM203 125H205L204 123H203ZM210 125V124H209ZM215 125V124H214ZM222 125H225V124H223V122H222ZM222 125H220V126H222ZM256 125V124H255ZM24 126V127H25ZM70 127H71V124L69 125ZM168 126V125H167ZM166 126V127H167ZM206 126L207 125H205V126H203L204 128H202L201 127V132L203 133L205 130L206 131H208V132H210L209 131V129H207L208 128V126H207V128H206ZM226 126V125H225ZM252 126H254V124H252ZM251 126V127H252ZM262 126V129H259L260 130V132H261V134H263L262 136L264 137V129H263V127H264V123L262 122V124L260 125V127ZM165 127V128H166ZM183 126H181V128H182ZM228 127V126H227ZM259 127V128H260ZM41 128V129H40ZM172 128H174V127H172ZM176 128V127H175ZM178 128V127H177ZM180 128V129H181ZM219 128H222V127H219ZM234 128V127H233ZM243 128V127H242ZM241 128V129H242ZM257 128V127H256ZM23 129V130H22ZM29 129H30V131H29ZM32 129V130H33ZM50 129V130H49ZM170 129V131H172V129H171V127L169 128ZM203 129H205L204 131H203ZM216 129H218L217 127H216ZM35 130V129H34ZM161 130H162V128H161ZM177 129H175L174 131H176ZM185 130V129H184ZM218 130H220V129H218ZM223 130H224V128H223ZM252 130H253V128H252ZM255 131H257V129H254ZM44 131H46V132H44ZM167 131V130H166ZM165 131V132H166ZM169 131V130H168ZM169 131V132H170ZM174 131H172L173 132V134H174V140L175 139H177V138H175V136H176V133L174 132ZM186 131V130H185ZM188 131V130H187ZM221 131L222 130H220L218 133H221ZM255 131H254V133H255ZM34 132V131H33ZM169 132H167L168 133V135L169 134H171V133H169ZM178 132V131H177ZM180 132H181V130H180ZM189 132H191V130L189 131ZM258 132V131H257ZM50 132H48V134H49ZM50 133V134H51ZM166 133V134H167ZM207 133V132H206ZM206 133L204 132L203 134L204 135H206ZM212 133H214V132H212ZM253 133V135H255ZM43 134V135H42ZM164 134V133H163ZM186 133H184V135H185ZM189 134V133H188ZM203 134L201 135L202 137H203ZM210 134V133H209ZM222 134V133H221ZM53 135V134H52ZM178 135H179V133H178ZM182 135H183V133H182ZM183 135V136H184ZM187 135V134H186ZM189 135H192V134H189ZM189 135L188 136H186V137H189ZM207 135H208V133H207ZM216 135V134H215ZM219 135V134H218ZM223 135V134H222ZM170 136V135H169ZM173 136V135H172ZM172 136H171V138H172ZM194 136V135H193ZM208 136H212V134H210V135H208ZM177 137V136H176ZM186 137H184V139L186 138ZM213 137V136H212ZM49 138H52V140L51 139H49ZM190 138V137H189ZM189 138H187L188 140H186L187 142L189 141ZM205 138H207L206 136H205ZM205 138H204V140H202L201 142L202 143H205L204 141H205ZM219 138H221L222 140L224 139V138H222V137H218V139ZM168 139H170L169 137H168ZM179 139V138H178ZM180 139H181V137H180ZM191 139H193V138H191ZM212 139H214L215 140V138H212ZM230 139V140H231ZM44 140V141H43ZM183 140V139H182ZM194 140V139H193ZM208 139H206V141H207ZM209 140H211V139H209ZM220 140V139H219ZM31 141H33V142H31ZM41 141H43L44 143H45V145H46V152L45 153H47L48 154V156H45V155H47V154H45V153H43V147H45L44 146V144H42L41 143ZM176 141V140H175ZM181 141V140H180ZM212 141V140H211ZM216 141H217V136H216ZM224 141V140H223ZM53 142V143H52ZM183 142H184V140H183ZM183 142H181V143H183ZM185 143L184 142V144L185 145H183L182 144V146H186L188 143ZM214 142V141H213ZM38 143V144H37ZM39 143L41 144V145H43L42 146V148H40V149H42L41 151H42V153L43 154H45V155H43L45 158V160L43 161V162H40L41 161V159H39L38 160V158H37V152H36V144H37V147H41V145H39ZM177 143V142H176ZM190 143V145H191V142H189ZM201 143V144H202ZM207 143V145H205L206 147H209V143L208 142H206ZM194 144V143H193ZM192 144V145H193ZM214 144V143H213ZM213 144H211V145H213ZM220 144H223V143H220ZM258 145L257 147H256V145ZM54 145H56V144H54ZM181 145V144H180ZM211 145H210V147H211ZM57 146V145H56ZM176 146V144L174 145V147ZM181 146V147H182ZM205 146H204V148H205ZM214 146V145H213ZM58 147V146H57ZM174 147H172V149L174 148ZM189 147V146H188ZM188 147L186 148V150L188 149ZM191 147V146H190ZM193 147H194V145H193ZM201 147H203L202 145H201ZM185 148V147H184ZM183 148V151H185V149ZM175 149H178V146H177V148H175ZM174 149V150H175ZM193 149V148H192ZM191 149V150H192ZM203 149V148H202ZM182 150V149H181ZM195 150V149H194ZM207 150V149H206ZM205 150V151H206ZM38 151V150H37ZM55 151H57L56 153H55ZM188 151V150H187ZM181 152V151H180ZM186 152V151H185ZM230 155H231V153H230ZM50 157V158H49ZM55 158L56 160V164L54 163V170L52 171L51 169H49L48 167H47V162H49V161H51V160H53V159ZM50 159V160H49ZM54 161V160H53ZM233 162V163H234ZM53 164V163H52ZM4 165V166H3ZM10 167V166H14V171L16 172V170H17V168H18V170H20V174H21V176H19L20 177V181H21V179H22V181H23V183H21L20 185H19V187H18V189L17 190H15L14 192H15V195H12V192H11V190H13V189H11L12 187H10V182H9V178L7 177L8 175H10L11 173H15V172H10V171H8L9 169L7 168V167ZM51 166V165H50ZM53 166V165H52ZM51 166V167H52ZM2 168H3V171H4V179L6 180V181H4L3 180V176L1 175V173H2ZM19 168H21V169H19ZM12 169V168H11ZM16 169V170H15ZM246 169H245V171H246ZM18 170H17V172H18ZM21 170H22V172H21ZM7 171L8 172H10V174H8L7 175ZM244 171V170H243ZM16 172V173H17ZM19 174V175H20ZM255 174L256 175H260L262 178H261V180H259V176H258V178L257 177H255ZM15 175V174H14ZM248 175V174H247ZM16 176V175H15ZM10 177V176H9ZM17 177H18V175H17ZM241 177H242V175H241ZM9 180H8V179ZM13 178V177H12ZM13 181V180H12ZM11 181V182H12ZM18 181V180H17ZM15 182V181H14ZM19 182V181H18ZM16 183V182H15ZM17 184V183H16ZM63 185V186H62ZM67 186V185H66ZM235 188V189H236ZM55 191H54V190ZM32 190H34V191H36V192H33ZM32 191V192H31ZM11 192V193H10ZM14 192H13V194H14ZM17 192V193H16ZM30 192L32 193V194H30ZM36 193V194H35ZM34 194V195H33ZM55 196L58 198V200H57V198H55ZM262 200H264V199H262ZM17 202L18 203H22V205H21V207L19 208V210H16L17 208H16V204H17ZM27 202H29V206L31 205V206H33L32 207V209H34V205H36V208L37 209H41V214H39V213H37V211L36 212H33V211H31V209L29 208L28 210L26 209V207L28 208V205L26 206V204H27ZM26 206V207H25ZM51 207V208H50ZM16 208V209H15ZM25 208V210H23ZM74 208V207H73ZM36 209V210H37ZM263 209H264V207H263ZM262 209V210H263ZM260 210V209H259ZM23 211H25L27 214H29L30 216V219H28V218H26V221H27V219H28V222L30 221L31 223H29V224H34L37 220H38V222H37V224L36 225H33L35 228L33 229L34 231L32 232V233H30L29 232V234H27V235H24V227H26V225H27V223H26V225L24 224L26 221H25V219L23 218V215H25V214H23ZM74 211V210H73ZM264 212V211H263ZM262 212V213H263ZM251 213H253V214H255V215H257L259 218H263V220H264V214H262V213H259V211H257V209H253L252 211H251ZM26 214V215H27ZM26 217V216H25ZM27 217H28V215H27ZM22 218H23V220L25 221V222H23V220H22ZM46 218H48V219H51V224H50V227L47 225V224H44L43 223V219L45 220ZM72 222H71V221ZM45 221H47V220H45ZM48 223H49V220L47 221ZM71 222V223H70ZM24 225H23V224ZM21 225H22V227H21ZM253 225L255 226V225H257V226H259L260 228H261V230H263V234H264V221L263 222H261L260 220H256V222H254L253 223ZM33 226H30V228H33ZM74 226V225H73ZM250 226V225H249ZM84 227H86L87 228V230H88V227L87 226H84ZM29 228V227H28ZM30 230V229H29ZM47 230H49V231H51V230H57L56 232H55V234L57 233V235H55L54 234V236H53V234L50 236V237H52V239L49 241V235H48V233H47ZM26 231V230H25ZM32 231V230H31ZM27 232V231H26ZM25 232V233H26ZM241 233V232H240ZM51 234V233H50ZM48 235V236H47ZM225 235V234H224ZM27 236H29V237H31L32 239H29V240H26V238H27ZM222 236V235H221ZM237 236V235H236ZM242 236V235H241ZM251 237H253V236H251ZM12 238V239H11ZM225 238V237H224ZM233 238V237H232ZM231 238V239H232ZM28 239V238H27ZM55 239V240H54ZM263 239H264V237H263ZM32 240V241H31ZM76 240H77V238H76ZM219 240H221V239H219ZM218 240V242H220ZM53 241V242H52ZM47 242H48V244H47ZM52 242V243H51ZM17 243V242H16ZM19 243H18V245H19ZM24 243H25V245H24ZM61 243V244H60ZM78 244L77 246L78 247H76V244ZM222 243H223V240H222ZM14 244V243H13ZM57 244H60V245H58L57 246ZM15 246V245H14ZM17 246V245H16ZM20 246V245H19ZM222 246V245H221ZM224 246V245H223ZM226 246V245H225ZM28 247H29V245H28ZM219 247V246H218ZM16 248V247H15ZM17 248H19V247H17ZM30 248H31V246H30ZM222 248V247H221ZM227 248H229V247H227ZM231 248V247H230ZM227 249V250H232V249ZM49 249V248H48ZM76 249H78L79 251L78 252H76ZM224 249V248H223ZM16 250V249H15ZM19 250V249H18ZM52 250H51V253H52ZM21 251V250H20ZM82 251V250H81ZM80 251V255H82L81 253H83V252H81ZM15 252H18L19 253V251H15ZM14 252V253H15ZM48 252V250L46 251V253ZM50 252V251H49ZM48 252V253H49ZM230 252V251H229ZM54 253V252H53ZM52 253V255H54ZM33 254H34V252H33ZM56 254L54 255V257H51L52 259H55L56 257ZM13 255V254H12ZM17 255H19V254H17ZM23 255V254H22ZM22 255H21V253H20V255H19V257L21 256L22 257ZM47 255V254H46ZM84 255V254H83ZM82 255V256H83ZM86 255V254H85ZM2 256V255H1ZM48 256V255H47ZM57 256V257H58ZM4 257V256H3ZM3 257H1V258H3ZM6 257V256H5ZM15 257H17V259H19L18 258V256H14L13 258H15ZM21 257H20V259H21ZM36 258V257H35ZM38 258V257H37ZM79 258V259H78ZM83 258H85V261H86V257H83ZM83 258H81L82 260H83V262H84V259ZM119 258V257H118ZM5 261H6V259L5 258H3ZM9 259V258H8ZM17 259H16V262H18L17 261ZM25 259V258H24ZM23 259V260H24ZM41 259H44V258H41ZM40 259V260H41ZM58 259V258H57ZM2 260V259H1ZM14 260V259H13ZM23 260H21V262H23ZM36 260V259H35ZM40 260H38V262L40 261ZM59 260H57V261H59ZM25 261V260H24ZM37 261V260H36ZM48 261V260H47ZM47 261H45V262H47ZM118 261H119V259H118ZM1 262V261H0ZM4 262V261H3ZM15 262V261H14ZM13 262V263H14ZM15 262V263H16ZM43 262V261H42ZM45 262H44V264H45ZM54 262V261H53ZM89 262V261H88ZM87 262V263H88ZM116 262H117V260H116ZM18 263H20V261L18 262ZM28 263H26V264H28ZM41 263V262H40ZM56 263H58V262H56L55 261V263L54 264H56ZM85 264H86V262H84ZM83 263V264H84ZM118 263V262H117ZM24 264H25V262H24ZM43 264V263H42ZM48 264V263H47ZM61 264V263H60Z\"/></svg>",
	"mask_w": 264,
	"mask_h": 264
}]
</instances>
